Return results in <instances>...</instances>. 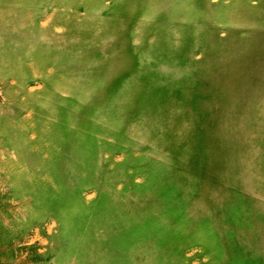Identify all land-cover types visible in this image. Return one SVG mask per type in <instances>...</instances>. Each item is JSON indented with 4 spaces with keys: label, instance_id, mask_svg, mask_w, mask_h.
<instances>
[{
    "label": "rangeland",
    "instance_id": "obj_1",
    "mask_svg": "<svg viewBox=\"0 0 264 264\" xmlns=\"http://www.w3.org/2000/svg\"><path fill=\"white\" fill-rule=\"evenodd\" d=\"M0 264H264V0H0Z\"/></svg>",
    "mask_w": 264,
    "mask_h": 264
}]
</instances>
